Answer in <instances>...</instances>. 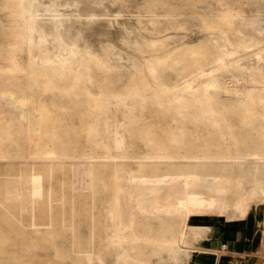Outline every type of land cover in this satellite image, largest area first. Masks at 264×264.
Masks as SVG:
<instances>
[{"label":"rangeland","instance_id":"rangeland-1","mask_svg":"<svg viewBox=\"0 0 264 264\" xmlns=\"http://www.w3.org/2000/svg\"><path fill=\"white\" fill-rule=\"evenodd\" d=\"M23 13L32 19H22ZM0 55V94L32 96L24 107L29 119L21 123L32 130L29 138L17 131V120L0 116V201L11 208V214L1 215L13 216L0 222L7 240L0 257H11L0 264H185V252L174 257L166 250L153 253L159 246L146 242L133 247L115 241L121 233L117 225L130 216L124 212L130 199L119 196L130 177L159 180V172L184 167L228 176L223 194L208 183L196 188L225 207L201 217L238 216L248 204L264 209V165L236 159L264 146V0H0ZM129 118L154 140L127 131ZM56 122L61 133L54 139L42 128ZM180 132L175 143L172 137ZM115 138L121 139L120 148ZM37 146L58 150L53 172L48 160L31 156ZM158 147L189 160L144 159ZM84 169L93 177L84 176ZM31 171L42 175L51 198L22 209L4 196L3 187ZM138 222L146 227L140 224L137 233L159 237V219ZM196 224L189 240L204 229ZM137 251L145 261L119 259Z\"/></svg>","mask_w":264,"mask_h":264},{"label":"bare ground","instance_id":"bare-ground-1","mask_svg":"<svg viewBox=\"0 0 264 264\" xmlns=\"http://www.w3.org/2000/svg\"><path fill=\"white\" fill-rule=\"evenodd\" d=\"M28 3V2H27ZM33 3V1H32ZM147 3V2H146ZM156 3V2H153ZM163 3V2H162ZM181 4V3H180ZM182 5V4H181ZM187 5V4H186ZM151 10V9H150ZM148 11V10H147ZM160 12V11H159ZM151 13V12H150ZM152 14V13H151ZM236 14V13H235ZM237 15V14H236ZM232 14L230 15V17ZM21 18L24 20L32 19L31 14L23 13ZM55 20V19H54ZM23 23V22H22ZM40 23V21H39ZM39 25V24H38ZM46 30V29H45ZM37 31V30H36ZM39 33V30H38ZM44 33V32H43ZM41 34V33H40ZM31 31L28 30V37H31ZM46 35V34H45ZM38 38V37H37ZM55 38V37H54ZM49 40V39H48ZM55 40V39H54ZM27 41V39H26ZM28 42V41H27ZM37 42V41H36ZM240 43V42H239ZM66 44V43H65ZM68 44V43H67ZM70 44V43H69ZM27 46V45H26ZM49 46V45H48ZM36 47V46H35ZM42 47V46H41ZM239 47V46H238ZM38 48V47H37ZM8 50V49H7ZM37 50V49H36ZM151 50V49H150ZM34 51V50H33ZM9 52V51H8ZM7 52V53H8ZM37 52V51H36ZM5 54V53H4ZM9 54V53H8ZM38 54V53H37ZM1 56V55H0ZM35 58V57H34ZM24 61V60H23ZM15 62V61H14ZM16 63V62H15ZM223 64V63H222ZM227 64V63H226ZM232 64V63H231ZM7 65V64H6ZM97 68L101 67L99 62H93ZM228 65V64H227ZM10 66V65H9ZM1 67V66H0ZM153 67V66H152ZM214 67V66H213ZM69 69H73L71 65L68 67ZM5 69V68H4ZM212 69V68H211ZM2 70V69H0ZM214 70V69H213ZM4 71V70H3ZM206 71V70H205ZM213 72V71H212ZM203 74V73H202ZM196 77V76H195ZM200 77V76H199ZM104 79V77H103ZM195 79V78H194ZM197 80V79H196ZM194 80V81H196ZM122 81V80H121ZM199 81V80H197ZM204 81V80H203ZM227 83V82H226ZM222 85V84H221ZM234 85V84H233ZM204 86V85H203ZM226 86V85H225ZM223 87V86H222ZM232 87V86H231ZM234 87V86H233ZM262 89V88H261ZM233 90V89H232ZM239 90V89H238ZM224 91H226L224 89ZM71 92V91H70ZM109 92V91H108ZM107 93V92H106ZM229 93V91H228ZM132 95V94H131ZM208 96V95H207ZM211 96V95H209ZM216 96V95H215ZM257 96V95H256ZM105 97V96H104ZM260 97V96H259ZM106 98V97H105ZM246 98V97H245ZM0 99L2 100L1 104H5L8 108L3 107L0 110V116L4 119H11L17 120L18 128L17 131L19 133L26 134L29 138L30 133L32 130L30 128H25L21 126V123L24 120L29 119V113L26 112L25 106L27 105L28 101L32 100V96L26 91L15 92L13 90L1 91ZM121 99V98H120ZM243 99V98H242ZM250 99V98H249ZM162 100V99H161ZM252 100V99H251ZM130 101V100H129ZM243 101H245L243 99ZM248 101V99H247ZM209 103V101H207ZM128 104V103H127ZM140 104V103H139ZM136 105V104H135ZM117 106V105H116ZM188 106V105H187ZM222 106V105H221ZM27 107V106H26ZM64 107V106H63ZM62 107V108H63ZM236 108V107H235ZM30 109V108H29ZM183 109V108H182ZM216 109V108H215ZM225 110V109H224ZM227 110V109H226ZM159 112V111H158ZM222 113V112H221ZM232 113V112H231ZM239 113V112H238ZM215 114V113H214ZM118 115V114H117ZM233 115V114H232ZM136 116V115H135ZM197 116V115H196ZM96 124H99V116L97 115ZM240 117V116H238ZM88 118V117H87ZM123 118V117H122ZM177 118V117H176ZM137 120L134 118H129L125 122L127 126V131L129 132H139L140 134H146L142 136V139H146L148 141H153L152 137H149L148 130L145 128L137 127ZM144 122H142L143 124ZM207 123V122H206ZM27 124V123H26ZM60 122H56V124H50L47 127H43L42 131L49 135L50 138L55 139L57 138L60 133ZM194 126V125H193ZM259 126V125H258ZM20 127L22 129H20ZM240 127V126H239ZM175 129V128H174ZM41 131L40 129H38ZM156 131V130H155ZM67 133V131H66ZM256 133V132H255ZM180 133H174L172 140L175 143H178L180 140ZM245 134V133H244ZM150 135V134H149ZM248 135V134H247ZM36 136V135H35ZM24 136V138H27ZM158 137V136H157ZM167 138V137H165ZM109 139V138H108ZM170 139V137H169ZM147 141V142H148ZM157 141V140H156ZM168 141V140H167ZM184 142V141H183ZM257 143V142H256ZM121 139L115 138L114 139V146L116 148L121 147ZM170 144V143H169ZM175 145V144H174ZM183 145V144H182ZM86 146V145H85ZM125 146V145H124ZM153 146V145H152ZM167 146V145H166ZM184 146V145H183ZM257 146V145H256ZM22 145H19L21 148ZM132 147V146H131ZM150 147V146H148ZM221 147V146H220ZM27 148V147H26ZM86 148V147H85ZM186 148V147H185ZM90 149V148H89ZM130 149V148H129ZM132 149V148H131ZM156 151L147 153L143 157L144 159H159V158H172V157H190L189 155L180 154L181 152H170L164 150H159L155 148ZM209 149V148H208ZM103 150V149H102ZM116 150V149H115ZM130 151V150H129ZM132 152V151H131ZM103 153V152H102ZM118 153V152H117ZM27 154V152H26ZM122 154V153H121ZM32 157H39L48 160L46 165L49 166L48 171L50 173L53 172V166L55 163L53 160L55 158H60V154L56 147L51 148L48 146H37L32 152ZM122 156H125L124 154ZM63 157V156H62ZM95 155H87L86 158H94ZM130 157V156H129ZM135 157V156H134ZM137 157V156H136ZM140 157V156H139ZM194 158H201L204 159L207 156L204 154H194L192 155ZM72 158V157H71ZM74 158V156H73ZM104 158V157H103ZM102 158V159H103ZM138 158V157H137ZM136 158V159H137ZM142 158V157H141ZM208 158V157H207ZM223 158V156H221ZM120 159V158H119ZM135 159V160H136ZM224 159V158H223ZM237 161L240 163L244 161H255L260 162L264 165V146L263 144H258L257 148L249 153H243L239 156H236ZM32 160V159H31ZM115 160V159H114ZM133 160V158H132ZM138 160V159H137ZM143 160V159H142ZM189 160V158H188ZM95 161V160H94ZM134 161V160H133ZM223 161V160H222ZM228 161V160H227ZM33 162V161H32ZM77 162V161H75ZM74 162V163H75ZM6 163V162H5ZM22 163V162H21ZM24 163V162H23ZM34 163V162H33ZM38 163V162H37ZM42 163V162H40ZM67 163V162H66ZM69 163V162H68ZM92 163V162H91ZM89 163V164H91ZM96 163V162H95ZM98 163V162H97ZM103 163V162H102ZM109 163V162H108ZM113 163V162H112ZM117 163V162H116ZM130 163V162H129ZM148 163V162H145ZM161 163V162H160ZM168 163V162H167ZM172 163V161H171ZM203 163V162H202ZM216 163V162H215ZM223 163V162H222ZM228 163V162H227ZM231 163V162H230ZM245 163V162H244ZM254 163V162H251ZM20 164V163H19ZM36 164V163H35ZM78 164V163H76ZM140 164V163H139ZM153 164V162H152ZM32 165V164H31ZM44 165V164H43ZM79 165V164H78ZM105 165V164H104ZM197 165V164H196ZM239 165V163H238ZM36 166V165H35ZM75 166V165H73ZM77 166V165H76ZM92 166V165H91ZM175 166V165H174ZM79 167V166H78ZM81 167V166H80ZM98 167V165H97ZM102 167V164H101ZM150 167V166H149ZM190 167V166H189ZM253 167V166H252ZM33 168V166H32ZM40 168V167H39ZM87 168V166H86ZM181 168V167H180ZM261 168V167H260ZM242 169V168H241ZM150 170V169H149ZM81 171V170H80ZM79 171V173H80ZM207 171V170H206ZM224 171V170H223ZM37 172V171H36ZM40 172V171H38ZM78 172V171H77ZM84 176H92L93 172L90 169H84L83 171ZM132 172V171H131ZM151 172V171H150ZM133 173V172H132ZM139 173V172H138ZM210 173V172H208ZM18 174V173H17ZM22 174V173H21ZM44 174V173H43ZM62 174V172H61ZM77 174V173H76ZM148 174V173H147ZM96 175V174H95ZM133 175V174H132ZM48 176V175H47ZM54 176V175H53ZM83 176V177H84ZM97 176V175H96ZM156 176V175H155ZM13 177V176H12ZM17 177V176H15ZM19 177V176H18ZM74 177V176H73ZM76 178H78L75 175ZM82 177V178H83ZM144 178V177H143ZM7 179V176H6ZM47 179V178H46ZM56 179V178H55ZM54 179V180H55ZM79 179V178H78ZM85 179V177H84ZM99 179V178H98ZM130 179V186L127 188L126 191L120 193V198L128 197L130 199L131 206L126 209V211L130 214L129 217L125 218L128 222H121L117 225L118 229L121 233L116 234L117 243L128 242L131 246H139L140 243L146 242L149 244L156 245L159 248H155L152 250L153 253H156L161 250H166L171 253L174 257L178 255L179 252H184L188 248V241L187 237L190 233V230L194 231L196 229L197 224L193 221L192 218L198 217L199 215L203 214L208 210H216V209H224V203L221 199L217 196H209L196 189L197 187H201L204 184L208 183V188L211 190L216 191L219 194H223L228 190L229 181L228 176H218V175H205L204 173H198L194 168H181L178 171L174 172H159V180L158 179H138L135 182L132 181V177ZM13 180V179H10ZM8 180V181H10ZM49 180V179H48ZM75 180V179H74ZM15 183L11 184V186H4V196L9 200L15 202L19 205L20 208H35L36 204L51 198L50 193H44L43 184H42V175L35 172H29L28 174H22L18 178L15 179ZM60 181V180H58ZM78 181V180H77ZM76 182V181H75ZM11 183V182H9ZM24 184V185H23ZM48 184V183H47ZM10 185V184H9ZM49 187V184H48ZM46 188V187H45ZM204 188V187H203ZM53 192V191H52ZM55 192V191H54ZM58 194V193H57ZM60 194V193H59ZM230 194V193H229ZM56 194L54 193V196ZM62 195V194H61ZM53 196V195H52ZM64 196V195H63ZM3 197V196H2ZM58 198V197H57ZM5 199V198H4ZM63 199V198H62ZM65 199V198H64ZM7 200V199H6ZM54 200V199H53ZM52 200V201H53ZM121 200H118L117 203H120ZM58 202V201H57ZM56 202V203H57ZM247 202V201H246ZM55 203V202H53ZM58 203H61L60 201ZM72 203V202H71ZM68 205V204H67ZM11 206V205H10ZM52 207V206H51ZM63 207V206H62ZM234 207V206H232ZM70 208V207H69ZM24 209V210H26ZM59 209V208H57ZM74 209V208H73ZM76 209V208H75ZM241 209V208H240ZM19 210V209H18ZM21 210V211H24ZM73 211V210H71ZM84 211V210H83ZM11 214V208L5 206L3 201H0V222L1 221H8V219H12L13 216L7 215L5 217L4 213ZM29 212V211H28ZM49 213V212H48ZM63 213V212H62ZM33 217V216H31ZM149 218L159 219V223L161 224V233L159 237H152L146 233H137V228L141 224L142 227H146L145 223L138 222L140 220H149ZM68 219V218H67ZM73 220V219H72ZM79 220V219H77ZM87 220V219H86ZM171 222H167V221ZM138 222V223H137ZM146 222V221H145ZM153 222V220H152ZM33 223V222H32ZM20 224V222H19ZM73 224V223H72ZM88 224V223H87ZM22 225V224H21ZM33 225H36L33 223ZM40 225V224H39ZM60 225V224H59ZM149 225V224H148ZM74 226V225H73ZM72 226V227H73ZM151 227V226H150ZM33 228V227H31ZM92 228V227H91ZM156 229V228H155ZM40 230V229H39ZM65 230V229H64ZM147 230H149L147 228ZM48 231V230H47ZM77 231V230H76ZM159 231V230H158ZM1 232V230H0ZM48 235L52 234L47 232ZM14 235V234H13ZM47 235V236H48ZM155 236V235H154ZM49 237V236H48ZM54 238V237H53ZM64 238V236H63ZM6 237L0 233V245L7 243L5 240ZM43 240V239H42ZM45 242V241H44ZM52 242V240H51ZM50 243V242H49ZM67 243V242H66ZM92 243V242H91ZM45 244V243H44ZM61 244V243H60ZM47 245V244H46ZM27 247V245H26ZM24 247V248H26ZM28 248V247H27ZM129 249V248H128ZM139 249V248H138ZM20 252V250H18ZM25 251V250H24ZM77 251V250H76ZM135 251V250H134ZM0 252H2L0 250ZM16 253V252H15ZM167 253V252H166ZM7 256V255H5ZM102 256V255H101ZM93 257V256H92ZM104 258V257H103ZM19 259V258H18ZM86 259V257H85ZM93 259V258H92ZM98 259L102 262L101 258ZM120 260H127L129 259L133 263H138L146 260L144 254L140 251L134 254L124 253L119 257ZM11 257H0V261H9ZM99 261V262H100ZM20 262V261H19ZM148 262V261H147ZM100 264V263H99Z\"/></svg>","mask_w":264,"mask_h":264},{"label":"crops","instance_id":"crops-1","mask_svg":"<svg viewBox=\"0 0 264 264\" xmlns=\"http://www.w3.org/2000/svg\"><path fill=\"white\" fill-rule=\"evenodd\" d=\"M249 206L238 216L210 213L192 218L204 229L198 237L187 238L185 264H264V209Z\"/></svg>","mask_w":264,"mask_h":264}]
</instances>
